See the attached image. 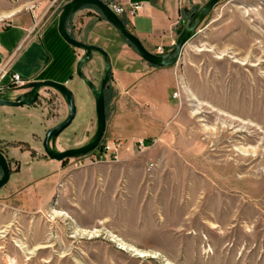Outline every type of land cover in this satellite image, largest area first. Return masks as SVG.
I'll return each instance as SVG.
<instances>
[{
  "label": "rangeland",
  "instance_id": "obj_1",
  "mask_svg": "<svg viewBox=\"0 0 264 264\" xmlns=\"http://www.w3.org/2000/svg\"><path fill=\"white\" fill-rule=\"evenodd\" d=\"M68 1L56 0L36 17L37 27L53 22L41 43L58 60L68 56L55 36ZM207 1L187 0L177 28ZM89 13L84 29L72 24L73 15L67 19L70 35L99 36L100 46L124 49L123 61L142 71L132 46L99 12ZM172 47L151 53L170 59ZM160 68L171 70L177 84L160 79L152 90L147 86L141 119L119 111L134 103L126 91L120 99L111 75L101 141L124 151L129 137L118 136L116 122L127 125L132 150L122 161L119 155L91 161L89 152L55 162L44 154L45 131L67 115L52 88H40L36 102L23 105L27 112L0 106V152L10 169L0 188V264H264V0H219L177 62ZM81 69L98 87V55ZM65 85L76 114L56 138L57 150L79 145L96 126L93 98L74 71ZM13 92L0 96L13 100ZM165 96L177 112L157 136L143 135L144 116Z\"/></svg>",
  "mask_w": 264,
  "mask_h": 264
},
{
  "label": "crops",
  "instance_id": "obj_2",
  "mask_svg": "<svg viewBox=\"0 0 264 264\" xmlns=\"http://www.w3.org/2000/svg\"><path fill=\"white\" fill-rule=\"evenodd\" d=\"M102 1H113L122 4L126 8V12L122 14L120 18L128 25L131 33L138 37L148 51L158 53L160 52L159 49H168L174 45L177 37V24L180 18L179 13L181 8L186 5L187 0ZM191 1L196 2L197 0ZM48 2L49 0H0V94L14 91L13 97H15L20 93L19 90H17L19 87L9 88L6 91L7 86L11 83V73H17L25 83L31 80H57V78H59L58 81L62 83H69L70 77L75 69V63L78 59V53L75 49H80L74 48L63 41L56 30L55 36L61 40V43L57 41L60 44L59 46L65 53H68L66 59L64 57L63 60H58L56 58L57 54L55 55L48 50L46 51L41 43V39L46 31L45 29L50 26V22H53L49 21V23L43 25V27H37V25L33 29L31 27L32 19L28 7H34V16L40 17L38 16L39 13L44 12V9L49 6ZM134 3H138L139 7L134 13H131V6ZM89 12L97 13L98 11L92 6L83 7L73 14L72 24L79 22L78 26L84 29L89 22V16H91ZM105 22L107 23L106 20ZM78 26L77 32L80 28ZM66 28L70 33L69 23H66ZM53 35L54 34H51V36ZM90 37L91 34H88L87 38ZM78 39L85 43L98 44L99 47L108 50L112 55L113 59L110 76L112 75L115 86L119 91L118 94L120 99L126 100L125 97H122V93L126 91L127 96H130V101L134 103V105H132L133 111L125 107H121L119 111L123 110L128 113H134L141 119L143 117H140L139 111H141L142 106L145 104L142 103V99L144 98V94H146V92L148 93L146 90L147 86L152 90V87L156 86L160 79H172L175 83L174 86L177 84L176 78L173 76L171 70L152 66L145 61H143L144 65L141 66L142 71H133L131 69L132 65L129 62L123 61L125 50L117 51L112 45L100 46L102 44L98 42L101 41L99 36L91 40H83L80 37ZM125 43L129 45L127 41H125ZM132 51L131 49L130 54L137 57L138 54L135 53L137 54L135 55ZM134 52L136 51L134 50ZM52 65L53 67L50 69L49 74L44 76L43 74H45ZM166 76L168 77L166 78ZM84 90V92H86L87 88L85 87ZM171 96L169 98L165 96L163 99L156 100L154 107L152 104V110L144 116H148L149 121L142 127L143 135L154 134L157 136L163 131L162 129L166 127V122L177 112V104ZM146 103H148V101H146ZM7 107L17 108L20 112H27L23 108L24 106ZM33 114L34 113H32V115ZM116 126L118 136H121L123 139L129 137L125 150L119 152L118 149V161H122L127 151L132 150L130 141L132 135H129L127 125H121L116 122Z\"/></svg>",
  "mask_w": 264,
  "mask_h": 264
},
{
  "label": "water",
  "instance_id": "obj_3",
  "mask_svg": "<svg viewBox=\"0 0 264 264\" xmlns=\"http://www.w3.org/2000/svg\"><path fill=\"white\" fill-rule=\"evenodd\" d=\"M219 2V0H208L197 11L190 15V18L180 20L181 27L176 29V40L171 50V58L167 59L166 55H158L149 52L133 33L127 28L123 20L114 14L102 0H70L66 2L60 13L57 16L56 30L63 41L70 46L80 49L83 54L77 59L75 63L74 73L88 88L94 101V111L96 116V128L90 141L83 146L76 148H68L65 150H57L55 148V139L59 134L66 129L73 121L76 114V107L74 103V95L71 89L64 83L56 82L50 79L31 80L19 87L22 90L13 100L6 99L0 96V106H23L32 105L36 102L39 94V89L49 87L57 91L62 97L66 108L67 115L60 123L49 127L44 134L41 146L44 154L50 159L61 162L62 160L78 155H85L93 151L100 143L106 127V114L104 104V88L109 81L111 74V64L109 56L101 47L82 42L70 35L66 28L67 19L72 16L79 9L92 6L97 9L100 15L110 24L117 32L132 46L139 57L146 63L157 67H169L174 65L190 38L194 29L206 17L209 11ZM97 51L103 57V76L99 82L98 87H95L82 72V65L91 60L92 52ZM10 169L5 156L0 152V188L3 187L9 180Z\"/></svg>",
  "mask_w": 264,
  "mask_h": 264
},
{
  "label": "built area",
  "instance_id": "obj_4",
  "mask_svg": "<svg viewBox=\"0 0 264 264\" xmlns=\"http://www.w3.org/2000/svg\"><path fill=\"white\" fill-rule=\"evenodd\" d=\"M13 1H17V0H13ZM55 1L56 0H52L49 3V6H47L45 9L46 10L50 9L51 6L54 3H56ZM105 3L108 6V8L114 14H116L119 17L126 12V8L122 4H119V3H116V2H113V1L105 2ZM55 5H57V4H55ZM55 5H53V6H55ZM138 7H139V4L138 3H134L131 6V13H134L138 9ZM33 8L34 7L30 6V7H28V10H29L31 19L34 22V27L33 28H35V26L37 25V21H36V17L34 16V13H33ZM44 14H45V11H44ZM159 50H160V52L162 51V49H159ZM10 76H11V83H10L9 86H7L6 89H9L10 87L11 88L21 87L23 84H25V81L23 79H21L17 73H11ZM117 146H118L117 143H115L114 141H107V142L100 141L99 145L94 149V151H91L89 153L91 155L90 160L91 161H100V162H103V161H116L117 158H118V154H117L118 153L117 152L118 147ZM137 147L140 150H143V148H144L143 142L140 141V143L138 144Z\"/></svg>",
  "mask_w": 264,
  "mask_h": 264
},
{
  "label": "flooded vegetation",
  "instance_id": "obj_5",
  "mask_svg": "<svg viewBox=\"0 0 264 264\" xmlns=\"http://www.w3.org/2000/svg\"><path fill=\"white\" fill-rule=\"evenodd\" d=\"M104 50V49H103ZM92 53H96L97 55H98V57L102 60V66H103V57L101 56V54L99 53V52H97V51H94V52H92ZM102 76H103V74H102ZM102 78V77H101ZM110 78H111V76L109 77V80H110ZM101 80V79H100ZM100 82V81H99ZM99 85V84H98ZM108 85H109V81H108V83L105 85V88H104V104H105V107H106V103H107V101H108V98H109V87H108ZM95 128H96V126H95ZM94 132H95V130H94ZM93 132V133H94ZM93 135V134H92ZM91 137L92 136H90V137H88L87 139H85L82 143H80L79 145H77V146H75V147H70V148H76V147H80V146H83V145H85L86 143H88L89 141H90V139H91ZM55 141H56V139H55ZM54 144H55V142H54ZM56 148V147H55ZM66 149H68V148H66ZM65 150V149H64ZM79 156V155H78ZM74 157H76V156H74ZM69 158H73V157H69ZM69 158H66V159H69ZM66 159H64V160H66ZM63 161V160H62Z\"/></svg>",
  "mask_w": 264,
  "mask_h": 264
},
{
  "label": "bare ground",
  "instance_id": "obj_6",
  "mask_svg": "<svg viewBox=\"0 0 264 264\" xmlns=\"http://www.w3.org/2000/svg\"><path fill=\"white\" fill-rule=\"evenodd\" d=\"M122 247H124V246H122ZM145 255H146L145 253L139 254L140 257L145 256Z\"/></svg>",
  "mask_w": 264,
  "mask_h": 264
},
{
  "label": "trees",
  "instance_id": "obj_7",
  "mask_svg": "<svg viewBox=\"0 0 264 264\" xmlns=\"http://www.w3.org/2000/svg\"><path fill=\"white\" fill-rule=\"evenodd\" d=\"M109 92V96H110V91H108Z\"/></svg>",
  "mask_w": 264,
  "mask_h": 264
}]
</instances>
